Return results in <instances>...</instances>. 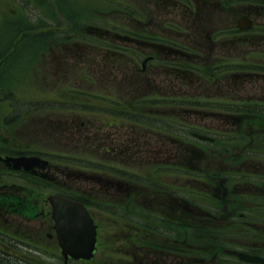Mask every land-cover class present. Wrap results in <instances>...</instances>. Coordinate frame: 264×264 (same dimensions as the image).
Returning a JSON list of instances; mask_svg holds the SVG:
<instances>
[{"label": "flooded vegetation", "instance_id": "af4514ba", "mask_svg": "<svg viewBox=\"0 0 264 264\" xmlns=\"http://www.w3.org/2000/svg\"><path fill=\"white\" fill-rule=\"evenodd\" d=\"M110 4L117 19L106 21L107 32H99L97 38L99 47L116 57L148 58L142 81L147 96L144 113H137L136 97L121 103L114 91L97 96L100 107H96V141L101 159H112L109 165L98 163L101 177L95 180L97 211L111 210L115 239L112 244L102 241V227L96 224L94 256L99 253L103 258L112 257L111 264H264V71L246 67L242 80L233 82L230 79L236 75L225 74L223 85L229 90L223 102L229 107L217 116L224 120V128L216 131L223 133V144L215 140L206 147L182 144L183 137L197 141L192 135L196 133L193 129H199L197 116H187L194 118L190 122L181 113H152L151 106V101L162 106L182 99V90H178L183 88L182 68L159 64L162 57L195 54L193 42L200 36L209 39L211 54L227 52L233 38L251 39L254 30L241 31L235 23L232 32L227 11L223 34L214 35L213 30L220 27L214 23H210V32L200 33L195 22L197 10L204 13L216 8L220 12V0H111ZM254 4L264 10V0L239 3L246 9L234 8L251 16L247 8L252 10ZM113 5L118 6L117 10ZM229 8L232 6L228 0ZM261 15L264 18V13ZM261 29L256 34L264 40V27ZM87 45L85 9L73 16L69 0H0V264H23L24 243L35 248L34 254L45 252L42 244L36 249L40 242L29 236L30 230L40 231L23 217L29 212L22 210L21 200L27 193L36 201L35 218L47 215L37 212L41 191L56 193L55 188L60 189L67 181L52 176L50 170L25 172L5 162L37 156L47 159L51 170H55L61 156L58 152L32 150L39 144L34 148L19 139L14 117L9 115L20 114L21 105L39 108L45 112L42 119L51 120L55 128H49L47 134L63 138L66 145L87 149ZM222 58L213 55L212 62ZM258 61L261 64L255 68L264 70L262 55ZM167 69L174 70L176 81H168L161 74H167ZM246 78L257 80L260 88L255 96L248 98L242 92L236 100L246 106L255 105L256 112H232V84L251 81ZM19 80L40 89L44 93L42 101L13 96L7 88L19 86ZM48 91L51 96L46 95ZM136 116L142 119L137 121ZM152 118L163 121V128H153ZM212 120H216L215 115ZM166 122L175 128L168 131ZM119 128L125 132L119 134ZM36 133L46 134L40 128ZM148 134L164 139V143L152 148ZM122 151L128 154L127 168L121 166ZM82 158L80 168L84 172L87 159ZM104 175L111 178L104 179ZM86 182L80 177L69 184L79 191L74 185ZM8 200L16 201L11 209ZM44 236L47 244L52 243L48 249L55 250L52 231ZM32 263L26 260V264Z\"/></svg>", "mask_w": 264, "mask_h": 264}, {"label": "rangeland", "instance_id": "374dc122", "mask_svg": "<svg viewBox=\"0 0 264 264\" xmlns=\"http://www.w3.org/2000/svg\"><path fill=\"white\" fill-rule=\"evenodd\" d=\"M71 3V8H72V14L74 15H79V12L83 9L86 10V18H87V33H88V45H87V57H86V73H87V92H88V100H87V105H91L94 110L96 109L95 107H100V103L98 102L97 96H103V95H111L112 91H114V96L120 98L121 103H127L130 102L132 97H140L143 96L144 94V84H140L137 87V84L134 82L137 79V74L133 71L137 67V69L140 70V63L139 61L143 57H137L138 63L137 65L133 68V60L132 57L123 55L116 57L114 55H109L111 54L110 51L105 50L103 51L101 47H99L100 42L97 40L99 38L100 33H106V28H107V22H115L116 14L111 10V5L107 4L106 6L104 5L103 2H100L99 0H69ZM128 1V0H125ZM116 5V4H115ZM114 6V9L118 6ZM244 7L243 5L236 4L237 8ZM234 9L235 8H229L228 10V16L230 17V20H232V17L234 18ZM251 12L254 14V19L257 22L256 24H259V28L264 27V18H262L261 13H264V10L259 7H257L255 4L251 7ZM254 10V11H253ZM203 10H199L197 15H196V24L199 29V24L202 27H211L210 23H214V25L217 26H224V14L207 16V20L205 23L202 22L204 19L202 15ZM213 14L217 13V10L214 8L212 9ZM215 11V12H214ZM232 16V17H231ZM260 17V18H258ZM212 19V20H211ZM211 21V22H210ZM215 21V22H213ZM74 22V21H73ZM124 27L127 26V24H122ZM108 28L111 31V23L108 24ZM79 29V27H78ZM100 32V33H99ZM203 39V36H200V39L195 40L193 43L196 46V51H193L195 54L191 56V58H195L196 60H201L202 62H209L211 58H213V55L216 57L222 58L224 56H240L244 57L248 52H251L253 49L257 48V50L264 51L263 46L261 42H264V40L261 39V37H258L257 34H253V38H251L249 41L245 42L244 41H234V39L231 41L230 48L228 49L227 52L223 51H216L211 54L209 51L210 45L208 40ZM252 42V43H251ZM260 42V43H258ZM184 43V41H183ZM251 43V44H250ZM257 43V45L255 44ZM256 45V46H255ZM197 56V57H194ZM133 68V69H132ZM143 77V76H141ZM239 78H231L230 81H241L243 76H238ZM191 80H196L195 77H192ZM246 80H251V78H246ZM20 84L19 86H11L12 88L8 89V91L13 94V96L16 97H37L39 101H42L41 96L44 95L43 92H41L40 89L32 86L30 83L23 82L19 80ZM189 81V80H188ZM191 82V81H189ZM172 88L173 93L175 92V87L176 84L175 82L172 83ZM191 86V83H190ZM16 88V89H15ZM190 87H178V90H182L185 92V90H189ZM224 85H222V82L217 85V88L214 89L211 84H203L202 85V90L200 88V85L194 84L190 88L191 93H195L196 95L201 94H206L209 99L215 98V96H220L223 97L225 93L229 89H225ZM232 94H234V98L240 97L242 95V92L245 93V96H248V98H251V96H255L257 90H259L260 85H257V80L256 81H246L243 84L236 83L234 82L232 84ZM153 89H155L153 87ZM156 90V89H155ZM170 90V88L168 89ZM158 91V90H156ZM231 91V90H230ZM139 92V94L136 96L135 93ZM217 93V94H214ZM46 95L51 96V94L46 93ZM233 97V96H232ZM43 103V102H42ZM215 105V104H213ZM87 106V109H88ZM21 109L20 114H14V115H9V117H14L13 119L15 120L14 126L17 127L18 131V136H20L19 139L23 140V142H29L30 146H34V148H37L39 144L38 149H32L39 151L43 154H49L52 152H58L59 155H61V158H70L72 160H77L81 162V159H83V156H86L87 160L94 161L96 164L99 162L103 161L104 164L109 165L111 164V158H105V161L101 159L102 154L100 152V148L98 145V142L96 141V124H97V113L95 111H89L87 114V139H88V147L85 150H81L80 148H74L70 145H66L65 141L62 140L63 138H60V140L50 134L48 132V129H55L52 125L51 120L47 119H42L45 112L42 110L32 108L30 109V106L26 105H21L19 106ZM191 109H182L179 107H171V106H166L163 107L162 109H156L152 108V112L154 113H181L186 116L194 115L197 116L199 119L205 118L203 120H200L197 122V127L201 128H213L219 127L220 124L218 123L217 120H212V117L215 115V118L221 114L219 112H223V110L219 109L217 106H209V105H195V106H188ZM1 110L3 109L2 106L0 108ZM24 110V111H23ZM23 111V116H21V113ZM53 117V116H52ZM41 118V119H37ZM55 118V117H53ZM191 122V119H190ZM167 127H174L170 123L166 122ZM212 124V125H211ZM37 128L42 129L46 134L37 136L36 130ZM119 134L124 133L125 130L122 128L118 129ZM43 134V133H42ZM149 135V134H148ZM150 138V145H152V148L155 146H159L160 144L164 143V139L160 138H154L151 135L148 136ZM143 142V140H141ZM190 144H198L199 146L197 147H203L207 146L206 143L198 142V141H193L189 139ZM173 144H178V142H174ZM160 148V147H156ZM127 150V149H126ZM163 149L161 148V151ZM86 152V153H85ZM168 152H171L170 150ZM122 157H123V165L124 167H128L127 163L129 161L128 154L122 151ZM159 154H163L160 152ZM62 169H67V172L69 173L66 177L62 179H67L65 182L66 188H69L68 182L71 179L75 178H85L87 179L88 182L85 184L82 183L79 185L78 188L80 190H86V194H89L93 197V193H96V184L95 180L97 178H100L101 175L98 172L91 171L90 169H87L86 171L83 172L81 168L79 167H71L67 166L64 167V165H59ZM56 170H52V176H55L57 178L63 177L61 174V170L58 166H55ZM111 177H108L107 175H104V179H110ZM82 188V189H80ZM111 192V191H110ZM48 192L43 193L42 198H46ZM35 202V201H32ZM31 202V203H32ZM37 212L39 213L40 211H43L45 214H47L50 210L49 206L44 203L43 205H39L37 208ZM35 210V208H34ZM92 214L95 223L97 226L102 229H99L100 232H102V241L107 240L110 244L114 241V231H113V225H114V217L112 216L111 210L107 211L104 213H101L97 211L95 208H92ZM35 219V220H34ZM30 220L28 223L30 226L34 227H39V233L36 232L34 229L33 231L30 230L29 236H33L34 239L38 240L40 244L36 245V249L39 247V245L44 247L43 250L45 252H41L40 254H34L32 253L35 248H24V259H23V264H26V260H31L33 262L32 264H62L61 259L58 257L59 256V250L55 248L53 249H48V245L52 246L51 244H47L45 242V232H51V221L49 216L44 215L39 218H34ZM26 223H23L25 225ZM49 250V251H47ZM102 250L105 252L106 249L104 246H102ZM34 252V251H33ZM52 253L54 254V257L52 256ZM44 254V255H43ZM47 255L50 257L48 259ZM33 257H37V261L32 260ZM112 263V257H102L101 254L97 253L94 257L93 260L89 263H84V262H70V264H111Z\"/></svg>", "mask_w": 264, "mask_h": 264}, {"label": "water", "instance_id": "95a60500", "mask_svg": "<svg viewBox=\"0 0 264 264\" xmlns=\"http://www.w3.org/2000/svg\"><path fill=\"white\" fill-rule=\"evenodd\" d=\"M251 26L252 23L246 17L239 18V28L247 29ZM197 137L208 140L204 136L197 135ZM11 162L14 169L22 167L26 171L34 167L43 168L47 165L46 161L37 157H22L12 159ZM47 201L51 206L53 229L61 248L63 263L67 264L68 257L75 260L89 259L92 256L95 243V226L84 205L58 195H50Z\"/></svg>", "mask_w": 264, "mask_h": 264}, {"label": "trees", "instance_id": "16d2710c", "mask_svg": "<svg viewBox=\"0 0 264 264\" xmlns=\"http://www.w3.org/2000/svg\"><path fill=\"white\" fill-rule=\"evenodd\" d=\"M245 1H255V0H229V4L232 6V9L234 8V6L236 4L239 3H243ZM246 9V8H245ZM220 11L222 12V14L227 13L228 11V0H220ZM234 32V30L232 31ZM224 31H220L217 32L216 34H223ZM252 43V42H251ZM250 43V44H251ZM259 43V42H258ZM264 43V42H261ZM257 45V43H255ZM138 56H136V59ZM178 59H180L182 61V63L178 64L179 67L182 68V82L183 84L186 86L189 81L195 83L196 81H198V84L202 81H213V80H218L219 75L225 73V72H230L235 76V78H239L238 76H241L240 74L246 69L247 66L251 67L252 69L256 70V71H264V70H257L255 67L260 64L258 62H255L254 60L252 62H248L247 60H240V61H236V60H231L229 62L226 63H221L219 65H217L214 68H200V63L195 64V62L193 61V58H191L190 56H181ZM206 63H203L202 65H204ZM137 65V62H136ZM137 69V68H136ZM134 71H136L134 69ZM226 74V73H225ZM192 77H195L196 80H191ZM175 78V76H174ZM189 80V81H188ZM183 106L186 108L188 106H193L196 102L191 101V100H184L183 101ZM223 110H225V106H222ZM95 111L94 108L89 105L88 106V110L89 111ZM230 110L237 112V113H241V112H256V106L255 105H251V106H246V105H241V104H237L234 103L232 104V107H230ZM60 163H68V164H63L64 167L69 166V162H65V160L60 161ZM80 167V166H77ZM61 170V174L63 175L62 178L66 177L69 173L67 172V169H62L61 167H59ZM87 169H90L91 171H98V165L94 162V161H90L88 160V164H87ZM56 170V169H55ZM58 188V187H57ZM40 189H42V187H40ZM58 190V189H57ZM61 191V190H58ZM61 194H65L68 195V193H64V192H60ZM26 195H24V199L22 201V210L24 212H29L32 211V199H30L29 195L27 193H25ZM70 196V195H68ZM78 200L82 201L86 206L88 207H93V208H97L96 205V201L94 198H89L83 195H75ZM73 197V196H71ZM41 201V200H40ZM8 203V209H11L10 205H15V201H7ZM17 206V205H16ZM23 214V217L26 219H30L33 218L32 215L30 214Z\"/></svg>", "mask_w": 264, "mask_h": 264}]
</instances>
